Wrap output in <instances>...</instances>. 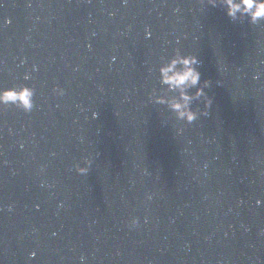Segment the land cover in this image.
<instances>
[{
	"label": "water",
	"instance_id": "water-1",
	"mask_svg": "<svg viewBox=\"0 0 264 264\" xmlns=\"http://www.w3.org/2000/svg\"><path fill=\"white\" fill-rule=\"evenodd\" d=\"M177 49L211 84L191 125L155 103ZM21 84L33 111L0 109V264H264V23L207 0H0V88Z\"/></svg>",
	"mask_w": 264,
	"mask_h": 264
},
{
	"label": "clouds",
	"instance_id": "clouds-1",
	"mask_svg": "<svg viewBox=\"0 0 264 264\" xmlns=\"http://www.w3.org/2000/svg\"><path fill=\"white\" fill-rule=\"evenodd\" d=\"M212 7L223 6L227 15L233 20H241L242 18H250L253 25L264 23V0H207ZM10 23V21H9ZM199 60L193 55H185L180 49L175 51L174 56L167 59L166 63L160 64L158 74L160 84L166 86L167 89L177 95L170 101L163 96H155V103L167 105L169 109L176 114V119L187 125L194 124L202 115H206V111H197L193 108L194 102L203 101L205 108L211 106V100L208 98L205 89L211 86L210 82L201 84V72L198 70ZM34 70H36L34 68ZM259 79V75L255 77ZM30 74L24 76V80H31ZM195 89V92L192 90ZM54 94L63 96L64 89L54 88ZM36 90L33 87L21 84L12 88H0V109L15 107L24 112L31 113L35 108ZM93 161L85 159L83 165H76V171L81 176H86ZM151 199V197H149ZM257 205H264V202L257 201ZM9 211L12 208L9 207ZM130 228H138L139 220L132 219ZM36 253L32 252L30 258L34 259ZM81 264H86V257H80Z\"/></svg>",
	"mask_w": 264,
	"mask_h": 264
}]
</instances>
